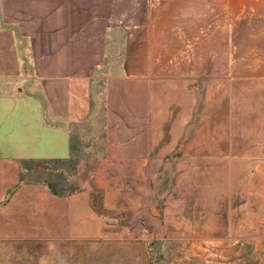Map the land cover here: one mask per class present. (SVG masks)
I'll list each match as a JSON object with an SVG mask.
<instances>
[{
  "label": "crops",
  "instance_id": "0c3cea01",
  "mask_svg": "<svg viewBox=\"0 0 264 264\" xmlns=\"http://www.w3.org/2000/svg\"><path fill=\"white\" fill-rule=\"evenodd\" d=\"M75 127L140 167L133 203L176 154L164 223L210 264H264V0H0V264H152L88 190L42 179Z\"/></svg>",
  "mask_w": 264,
  "mask_h": 264
},
{
  "label": "rangeland",
  "instance_id": "374dc122",
  "mask_svg": "<svg viewBox=\"0 0 264 264\" xmlns=\"http://www.w3.org/2000/svg\"><path fill=\"white\" fill-rule=\"evenodd\" d=\"M203 90L204 86L199 91L201 100ZM198 109H204L203 101ZM202 115L205 117L207 113ZM175 157L173 154L169 160L153 159L142 167L139 182L143 190L135 203L128 187L130 173L140 167L105 161L101 132L95 137L87 128L75 127L71 159L44 160L36 165L42 179L51 182L56 191L88 190L91 203L100 215L109 223L126 228L147 244L152 264H210L213 257L209 253L211 241L179 239L177 225L168 226L163 220L166 202L177 196ZM23 166L29 168L32 164L24 162ZM101 182L107 183L109 193L98 186Z\"/></svg>",
  "mask_w": 264,
  "mask_h": 264
},
{
  "label": "trees",
  "instance_id": "16d2710c",
  "mask_svg": "<svg viewBox=\"0 0 264 264\" xmlns=\"http://www.w3.org/2000/svg\"><path fill=\"white\" fill-rule=\"evenodd\" d=\"M95 208V207H94ZM96 210V209H95ZM97 211V210H96ZM99 214V213H98ZM100 215V214H99ZM102 218H104V216L100 215ZM105 219V218H104ZM106 220V219H105ZM107 221V220H106ZM108 222V221H107Z\"/></svg>",
  "mask_w": 264,
  "mask_h": 264
}]
</instances>
